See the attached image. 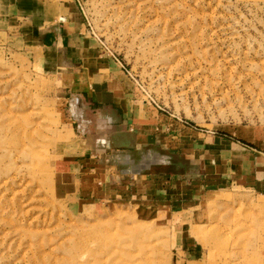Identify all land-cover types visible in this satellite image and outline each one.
<instances>
[{"label": "rangeland", "instance_id": "374dc122", "mask_svg": "<svg viewBox=\"0 0 264 264\" xmlns=\"http://www.w3.org/2000/svg\"><path fill=\"white\" fill-rule=\"evenodd\" d=\"M16 1L72 5L141 147L127 173L107 130L88 160L50 57L0 25V264H264V0Z\"/></svg>", "mask_w": 264, "mask_h": 264}, {"label": "crops", "instance_id": "0c3cea01", "mask_svg": "<svg viewBox=\"0 0 264 264\" xmlns=\"http://www.w3.org/2000/svg\"><path fill=\"white\" fill-rule=\"evenodd\" d=\"M14 3L7 7V13L0 14V25L23 28L24 41L37 45L50 57H46L47 65L52 67L58 82V100L66 104L70 127L85 143L88 160H101L105 151L93 153L94 147L101 143L102 132L109 130L112 139L121 142L112 150L119 155L128 154L127 173L132 174L130 153L141 147V142L136 140L132 144V84L120 66L112 59L105 61L98 56L94 41L72 5L64 11L51 12L42 11L40 6L24 11L16 0ZM101 171L108 172L102 186L109 184V179L115 180L119 173L100 170V174ZM114 185H120L119 180Z\"/></svg>", "mask_w": 264, "mask_h": 264}, {"label": "bare ground", "instance_id": "6f19581e", "mask_svg": "<svg viewBox=\"0 0 264 264\" xmlns=\"http://www.w3.org/2000/svg\"><path fill=\"white\" fill-rule=\"evenodd\" d=\"M147 164V163H146ZM64 264H68V263H64Z\"/></svg>", "mask_w": 264, "mask_h": 264}]
</instances>
